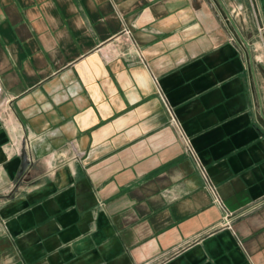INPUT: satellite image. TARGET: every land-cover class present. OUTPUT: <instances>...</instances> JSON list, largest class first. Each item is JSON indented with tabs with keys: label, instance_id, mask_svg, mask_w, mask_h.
Returning <instances> with one entry per match:
<instances>
[{
	"label": "crops",
	"instance_id": "1",
	"mask_svg": "<svg viewBox=\"0 0 264 264\" xmlns=\"http://www.w3.org/2000/svg\"><path fill=\"white\" fill-rule=\"evenodd\" d=\"M260 23L264 0H0V195L28 162L0 264H264Z\"/></svg>",
	"mask_w": 264,
	"mask_h": 264
},
{
	"label": "rangeland",
	"instance_id": "2",
	"mask_svg": "<svg viewBox=\"0 0 264 264\" xmlns=\"http://www.w3.org/2000/svg\"><path fill=\"white\" fill-rule=\"evenodd\" d=\"M240 29H241V34L243 33L244 35H246L247 32H244V30L242 28H240ZM256 32H257L258 37L262 40V41L260 40V43H259V41L255 42L256 47L258 49L255 53L258 55L259 53H262V52L264 53V24L263 23H260L259 25L257 24ZM258 65H259V68L261 69V72H262L261 77L264 78V61L261 63H258ZM66 156L69 157V156H73V155H66ZM59 157H61L59 159L60 161L64 159L63 156H59ZM73 157L79 158V157H81V155L79 153H76V155H74ZM24 174H25V172H24ZM19 178H21V177H19ZM16 184H17V182H16V178H15V180L13 182V188L10 189V192L8 194L0 195V199H12V198H14L17 191H18V188H19L18 186H16Z\"/></svg>",
	"mask_w": 264,
	"mask_h": 264
},
{
	"label": "built area",
	"instance_id": "3",
	"mask_svg": "<svg viewBox=\"0 0 264 264\" xmlns=\"http://www.w3.org/2000/svg\"><path fill=\"white\" fill-rule=\"evenodd\" d=\"M125 33H128V30H125ZM200 170L202 172V174L204 175L205 177V184H206V188L211 192L212 196H213V199L214 201L219 204L222 208L223 207V202L220 198V195L216 189V187L210 182V180L207 178V175H206V170L203 166H200ZM231 217V214L229 212H227L225 209H224V220H223V225H230V218Z\"/></svg>",
	"mask_w": 264,
	"mask_h": 264
},
{
	"label": "water",
	"instance_id": "4",
	"mask_svg": "<svg viewBox=\"0 0 264 264\" xmlns=\"http://www.w3.org/2000/svg\"><path fill=\"white\" fill-rule=\"evenodd\" d=\"M21 157H22V166H21V169L18 172V175L16 177V182H18V180L20 179L19 177H22V175L24 174V172L27 168V165H28L27 156H26L25 152H23Z\"/></svg>",
	"mask_w": 264,
	"mask_h": 264
}]
</instances>
